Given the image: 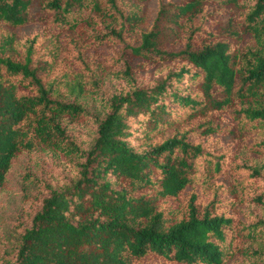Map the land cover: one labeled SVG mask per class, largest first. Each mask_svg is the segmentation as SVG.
Returning <instances> with one entry per match:
<instances>
[{"label":"trees","instance_id":"1","mask_svg":"<svg viewBox=\"0 0 264 264\" xmlns=\"http://www.w3.org/2000/svg\"><path fill=\"white\" fill-rule=\"evenodd\" d=\"M20 154L0 264H264V0H0V194Z\"/></svg>","mask_w":264,"mask_h":264},{"label":"rangeland","instance_id":"2","mask_svg":"<svg viewBox=\"0 0 264 264\" xmlns=\"http://www.w3.org/2000/svg\"><path fill=\"white\" fill-rule=\"evenodd\" d=\"M217 11H219L217 9ZM148 12V11H147ZM24 31L20 33H24ZM106 53L102 49V46H97L92 43L88 44L83 48H73L69 44H66L61 53L58 55L57 63L52 69L51 75L55 74L58 76L65 69H76V66L79 64H83V62H88L90 66H95V64L102 60L105 64L104 66L113 70L110 64H113L114 60L107 59ZM117 69V68H116ZM88 75L83 74V78L86 81L88 79ZM114 80V79H113ZM112 84L114 86L115 82L105 80L101 83L100 86L89 84L87 81L85 82V87L89 88V92H91V96L97 95L99 92L102 93H110L112 89ZM62 83L56 86V89L60 88ZM91 100H89L90 102ZM91 105H93L91 103ZM98 103H96V106ZM94 108V105L93 107ZM92 108H89L90 110ZM67 117V116H66ZM70 123V122H69ZM74 125L75 129L80 130V139H85L88 137V132L90 128L94 127V123L91 119H87L82 127H79L76 123H71ZM201 137L204 135L200 134ZM205 137V136H204ZM202 156H198L195 158L196 161L201 162ZM28 161V157L24 154H20L17 157L12 159L11 166L6 173L7 179V190L0 194V225H4L6 227L10 226L14 223L16 214L21 210L22 207L28 206L22 201V191H23V183L20 178V173L23 171L26 163ZM30 164L34 165L32 171L38 177L46 176L47 174H51L55 172L56 164L52 165L48 162V159L39 154V156L32 157L29 161ZM226 162V160L224 161ZM227 163V162H226ZM204 170V168H203ZM200 170L199 172H201ZM224 179V173L217 172L216 180ZM212 182V181H211ZM207 191L211 192L210 187L207 186ZM34 204L30 205V208H34Z\"/></svg>","mask_w":264,"mask_h":264}]
</instances>
